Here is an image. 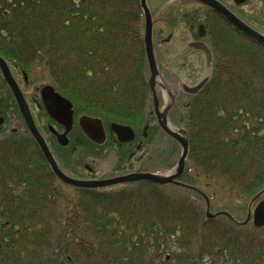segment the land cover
<instances>
[{
	"label": "trees",
	"instance_id": "obj_1",
	"mask_svg": "<svg viewBox=\"0 0 264 264\" xmlns=\"http://www.w3.org/2000/svg\"><path fill=\"white\" fill-rule=\"evenodd\" d=\"M247 3L248 25L264 34V0H237ZM148 5L162 77L160 67L186 82L180 66L188 59L172 49L195 36L191 24L202 14L211 23L208 81L196 94L183 92L186 109L179 101L169 115L189 141L183 174L168 184L65 185L31 135L0 129V264H264V226L247 221L264 199V44L201 1ZM0 56L20 83L37 77L36 87L50 84L68 98L76 119L131 124L148 117L153 91L141 0H0ZM11 100L0 95L6 118ZM155 134L160 158L173 156L157 163L156 173L166 174L182 146L159 127ZM59 148L74 161L69 147ZM215 197L225 200L219 208Z\"/></svg>",
	"mask_w": 264,
	"mask_h": 264
},
{
	"label": "flooded vegetation",
	"instance_id": "obj_2",
	"mask_svg": "<svg viewBox=\"0 0 264 264\" xmlns=\"http://www.w3.org/2000/svg\"><path fill=\"white\" fill-rule=\"evenodd\" d=\"M218 1L221 2L232 13H234L238 18H240L243 22H245L248 25V3L246 4L245 8H243L244 5H242V4L238 5L237 0H218ZM244 1H248V0H244ZM202 3H204V2H202ZM238 8H240V9H238ZM208 10L214 11V14H217L218 18H221L223 21L228 23L231 28L238 29L233 23L228 21L221 13L215 11L209 5H208ZM207 20H208V17L207 16L205 17L202 14L201 17L199 18V21H201V22H199L197 25L191 24V28L195 30L192 32V33H195L194 34L195 36L191 40H188L187 42L184 41V43L181 42L179 45H175L174 47H177V48L172 49V51L174 53H171V55L176 56L177 51H182L183 54H181V55L185 56L188 59V62H190L191 59H192V61H191L192 65H193V62H195L194 66H191V69L189 70V72L191 73V74H189L190 76L186 75V76H184V78H182V80L186 81V82H182L180 77L166 74L167 71L164 68L160 67L161 71L164 72V74L162 73L163 74V77H162L163 80L165 81L166 85L171 90L173 95L174 94L176 95V96H174V100L171 102V105L168 107V111L166 113L169 123H170L169 115H171L174 112V110L177 108L179 101H181L182 103L186 102L187 98L184 96V93L192 94V93L186 92L184 89V86L185 85L190 86V87L196 86L204 79L203 78V61H204V58H206L205 52L201 49L191 47L190 43L203 41L209 46L207 41H208V34H209V29H210L211 23H208ZM238 30L241 33H244L240 29H238ZM201 31L204 34V36H200ZM171 39H172V33H168L162 39L164 41L163 44L159 45L158 47H160L161 50L165 51L166 50L165 44L168 43ZM153 42H154V47H155L154 28H153ZM187 46L190 49V51H185L187 49ZM209 48L211 49L210 46H209ZM211 51H212V49H211ZM188 69H189V67H187V70ZM158 70H159V68H158ZM199 77H202L203 79L198 80L194 84L187 83V82L193 83ZM15 80L18 83L28 106L30 107L32 116L34 118V121L36 123V126H37L39 132L42 134V136L46 140L48 146L50 147L60 169L67 176H69L71 178H75V179H80V180H97V179H108V178H113V177H117V176L129 175V174L140 173V172L156 173L158 141L156 138L155 129L157 127H159L163 130V128L160 124L159 114L157 112V109H159L160 113L162 114L165 112V110L169 104V99H167V94L165 93V90L161 85L157 84L156 90H155L157 98H158V106L156 105L154 92H153L152 106L150 105V107L148 109V112L146 115V117L147 116L148 117L145 119V121L143 120L142 122H138V123L134 121L131 124L121 123V122H116V121H110L106 124L103 122L104 130L106 132V138L102 143H98V142L92 140L91 138H89L84 133V131L81 128L80 123H79L80 118L75 119V116H74L73 127H72V129H70L67 132L69 144H68V146H63L60 144V142L58 140L57 133L63 134L67 131V129L65 126H63L62 124H60L59 122L54 120L49 115V113L47 112V110L44 106L42 97H41L42 87H40V88L37 87V89H38L37 91H39L38 96H40L39 98H41V100H42L46 114L41 118V121H40V119L35 116V114L32 110V106L29 102L30 100L28 99V93L29 92L25 90L24 84L20 83L17 79H15ZM0 83L4 84V87H2L0 84V86L2 88L6 87L7 90H10L13 93L12 88L10 87V85L8 84V82L6 81V79L3 76L1 69H0ZM179 88L181 90H179ZM13 95H14V93H13ZM14 97H15V95H14ZM185 104L187 105V103H184L183 105L180 106V108L182 109V112L187 107ZM181 115H182V113H181ZM0 117H2L4 119L3 123L0 124V129H1V127L6 125L7 118L2 116V115H0ZM22 118H23V115H22ZM23 122H24V125L21 129L24 131V133L26 135H28V136L31 135L35 139V137L31 133V131L29 130L24 118H23ZM113 124L130 126L135 132L134 139L131 141H127V142L119 141L118 136L111 129ZM170 125H171V123H170ZM78 127H79V130H78ZM139 129H141L140 132H139ZM12 131L15 132L17 130L15 129ZM79 131L81 133H83L84 136ZM79 133L81 134L80 138L78 137ZM46 135L48 137H46ZM75 141H77L79 143V146H81L83 144L82 143L83 141H84V147H85V145L88 146V147H85V148H87V150L84 153V155H86L87 159L102 161V159H104L105 157H110V156L113 157L114 156L115 159L114 160L112 159L113 160L112 162L114 165L112 167H108V168H105L104 166H101V165L96 166L93 163H92L93 165L85 164L82 166V164H81L80 166H78L74 162L75 161L74 158H73L74 161H72V162L69 161L68 164H65V163L62 164L60 162L61 160L59 161L58 157L55 155L54 150L52 149L50 144L51 143L59 144V146H62L61 148H63V149L69 147V150L67 151L68 155L70 157L71 156L75 157L76 153H77V145L74 144ZM71 144H73L72 149H70ZM93 146H97V150H99L100 152H98L96 150L98 153H94V151L92 150ZM62 151H66V149H64ZM84 160H85V158H84ZM78 170L79 171L82 170L83 173L78 172ZM64 184L69 185L65 182H64Z\"/></svg>",
	"mask_w": 264,
	"mask_h": 264
},
{
	"label": "water",
	"instance_id": "obj_3",
	"mask_svg": "<svg viewBox=\"0 0 264 264\" xmlns=\"http://www.w3.org/2000/svg\"><path fill=\"white\" fill-rule=\"evenodd\" d=\"M198 1L208 4L215 11L221 13L228 21L233 23L238 29L243 31L246 35L264 44V34L258 32L251 26L247 25L218 0H198ZM141 5L145 14V44H146L147 58L151 70L150 85L154 92L156 105L158 106V98L155 91L157 84L161 85L164 88L165 93L170 94L172 97L164 113L161 114L159 109H157V112L159 114L160 124L163 130L171 137L176 139L182 146V151L178 164L175 166L174 169H172L170 172L166 174L140 172L129 175L117 176L108 179H97V180H80L67 176L60 169L46 140L39 132L36 123L34 121V118L31 114V111L28 108V104L24 98V95L18 83L16 82L14 76L12 75L8 63L4 58L0 56L1 72L13 90L19 108L21 110V113L23 115V118L25 119V122L29 130L35 137L38 145L40 146L44 156L49 162L54 173L61 180H63L65 183L69 185L76 187L99 188V187H108L112 185L123 184L127 182L140 181V180H148L158 184H168L175 182L177 178H179L184 172L189 154V141L181 132L176 131L168 122L166 113L168 111V107L171 105V102L173 101L174 95L171 92V90L168 88L166 83L164 82L156 63L155 54H154V42H153L154 22H153L152 12L148 5V0H141ZM200 36H204L202 31L200 33ZM190 46L203 50L206 55L207 64L211 65L213 59L212 51L205 42L203 41L191 42ZM207 81L208 78H204L198 85L193 87L185 85L184 89L188 93L196 94L204 87ZM41 97L49 115L54 120H56L57 122H59L60 124L66 127L67 131L65 133L63 134L57 133V135L60 144L63 146H67L69 144L67 132L70 129H72L74 122V110H73L72 102L68 100L66 97L62 96L59 92H57L55 88L51 85H46L42 88ZM3 120L4 119L0 117V124L3 123ZM79 123L84 133L92 140L98 143H102L105 140L106 132L104 130V126L101 119L93 118L89 116H82L80 118ZM111 129L116 133V135L118 136V140L121 142L131 141L135 137V132L130 126L113 124ZM206 199L208 206L207 214L209 217H213L214 214L210 212V206H211L210 199L209 197H206ZM251 219L256 227L264 226V200L260 201L252 212H249L247 221H250Z\"/></svg>",
	"mask_w": 264,
	"mask_h": 264
},
{
	"label": "rangeland",
	"instance_id": "obj_4",
	"mask_svg": "<svg viewBox=\"0 0 264 264\" xmlns=\"http://www.w3.org/2000/svg\"><path fill=\"white\" fill-rule=\"evenodd\" d=\"M183 43H184V41H183ZM192 61V59L190 60V62ZM190 62H188L186 65H184V66H180V68H182L183 70H184V72L182 73V74H184V75H188V76H190L189 74H191L190 72H188V70H186L185 69V67H191V66H194V64H195V62H193V65L190 63ZM196 71V70H195ZM180 72V71H179ZM203 72H204V69H203ZM183 75V76H184ZM36 76V75H35ZM36 79H37V77H32L31 79H29L30 81L28 82V83H26V84H24V87H25V90L26 91H28L29 93H28V99L30 100L29 102H30V104H31V106H32V110H33V112H34V114H35V116L37 117V118H39L40 119V121H41V118L46 114V111H45V109H44V106H43V103H42V100H41V98H39L40 96H38V92L39 91H37L38 89H37V87H36V85L35 84H39V83H41V82H38V83H35L36 82ZM43 81H45V82H48L49 83V80H48V78L47 77H44V79H42ZM35 83V84H32V83ZM1 84V86L2 87H4V84L3 83H0ZM47 84V83H46ZM0 86V95H2L4 98L5 97H10V95H12L13 93H11V91L10 90H7V88L5 87V88H2ZM36 89V90H35ZM11 98L13 99V97L11 96ZM171 95L170 94H167V99H169V101L171 100ZM173 100H174V98H173ZM14 101V100H13ZM10 103H7V105L8 106H10V104H11V108H10V110L8 111V114H7V121H6V125H4L3 127H1V130H2V133H4V131H12V130H17V131H19V130H22L21 128L23 127V125H24V122H23V118H22V115H21V113H20V110H19V108H18V106H17V104H16V102L14 101L13 103H12V100L11 101H9ZM28 108L30 109V107L28 106ZM31 111V110H30ZM17 131H15V132H17ZM13 132V131H12ZM14 132V133H15ZM46 137H48L47 135H46ZM74 144H76L77 145V149H79L78 150V152L76 153V156L75 157H72V158H74L75 159V161L77 162V160H83L82 162H80V163H78V166H80L81 164H82V166L83 165H85V164H91V165H96V166H104L105 168H108V167H112L114 164H113V160L115 159V157L113 156H110V157H105L104 159H102V161H98V160H92V159H87V157H86V155H84V153L86 152V150H87V148H85V147H88L87 145H85V147H83L82 145L80 146V148H79V143L77 142V141H75L74 142ZM50 146L52 147V149L54 150V153H55V155L58 157V159H59V161L63 164V163H65V164H68V162L69 161H67L68 159H66L65 158V153L64 154H62L63 152L62 151H60L59 149V147H62V146H59V144H55V143H51L50 144ZM161 147H163V146H161V145H157V163H162V161L164 160V161H168L171 157H173L172 155H167V156H165L164 158L162 157V158H160L161 157V155L162 156H164L163 154H161L160 153V151H161ZM73 148V144H71L70 145V149H72ZM92 150L93 151H95L96 150V148H95V146L94 147H92ZM98 152H100V151H98ZM98 152H96V153H98ZM167 153H169V152H167ZM80 155L83 157V158H81V159H79L80 158ZM84 158H85V160H84ZM113 159V160H112ZM93 163V164H92ZM157 165H160V164H157ZM157 165H156V167H157ZM78 172H82V170H78ZM83 173V172H82ZM223 202H225V200L224 199H222V198H220V197H215L213 200H212V205H213V207H215V208H219V207H221L222 206V201ZM255 206L256 205H254L253 206V208H252V210L251 211H253V209L255 208Z\"/></svg>",
	"mask_w": 264,
	"mask_h": 264
}]
</instances>
